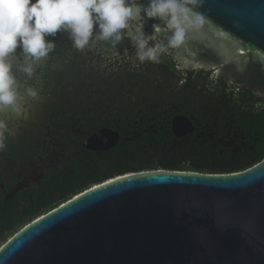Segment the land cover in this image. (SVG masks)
Returning <instances> with one entry per match:
<instances>
[{"label":"water","instance_id":"obj_1","mask_svg":"<svg viewBox=\"0 0 264 264\" xmlns=\"http://www.w3.org/2000/svg\"><path fill=\"white\" fill-rule=\"evenodd\" d=\"M197 10L206 23L174 60L264 99V0ZM0 264H264V161L232 175L157 171L95 186L15 234Z\"/></svg>","mask_w":264,"mask_h":264},{"label":"flooded vegetation","instance_id":"obj_2","mask_svg":"<svg viewBox=\"0 0 264 264\" xmlns=\"http://www.w3.org/2000/svg\"><path fill=\"white\" fill-rule=\"evenodd\" d=\"M144 31L153 33L149 21ZM49 39L55 40V50L31 79L16 71L21 93L32 86L40 99H25L26 118L3 115L10 134L0 151V196L7 201L53 181L115 172L114 166L178 172L172 170L197 150H241L235 112L242 105L235 99L249 103L253 95L244 87L184 67L174 60V49L158 64L136 66L128 39L118 47V57L106 45L78 52L67 33ZM253 96L256 103L262 99ZM102 133L105 144H93Z\"/></svg>","mask_w":264,"mask_h":264},{"label":"clouds","instance_id":"obj_3","mask_svg":"<svg viewBox=\"0 0 264 264\" xmlns=\"http://www.w3.org/2000/svg\"><path fill=\"white\" fill-rule=\"evenodd\" d=\"M203 0H0V151L10 134L11 113L26 118L25 99H40L38 88L27 86L23 93L17 69L31 79L42 62L55 50L49 37L67 33L78 52L106 45L115 56L128 39L135 49L136 66L160 62L170 49L183 47L189 34L203 29L206 18L197 9ZM149 20L151 35L144 31ZM166 40L157 41L161 32ZM22 56V62H14ZM125 54L132 55L125 50ZM264 94V93H258Z\"/></svg>","mask_w":264,"mask_h":264},{"label":"trees","instance_id":"obj_4","mask_svg":"<svg viewBox=\"0 0 264 264\" xmlns=\"http://www.w3.org/2000/svg\"><path fill=\"white\" fill-rule=\"evenodd\" d=\"M253 98L252 95L249 103L244 98L235 99V105H242V111L235 112V129L242 142L241 150L238 151V147L197 150L195 156L184 157L180 166L172 171L232 175L248 171L263 162L264 100L259 99L256 103ZM243 111L246 113H241ZM113 170L115 172L111 169L98 173L93 171L91 178L86 180L74 176L53 181L46 188L28 191L13 200L7 201L5 196H0V248L24 227L80 194L116 177L140 173L144 168L122 165L114 166Z\"/></svg>","mask_w":264,"mask_h":264}]
</instances>
